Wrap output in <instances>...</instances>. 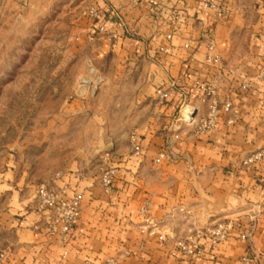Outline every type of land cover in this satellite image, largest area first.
<instances>
[{"label": "crops", "instance_id": "0c3cea01", "mask_svg": "<svg viewBox=\"0 0 264 264\" xmlns=\"http://www.w3.org/2000/svg\"><path fill=\"white\" fill-rule=\"evenodd\" d=\"M198 1L77 0L89 47L80 71L91 86L65 103L25 162L23 151L13 152L0 174V186L12 189L0 208L1 264H264V158L241 164L264 146V82L256 78L264 0H228L229 15L220 19ZM89 6L95 17L83 14ZM173 8L182 11L177 21L169 19ZM201 82L214 83L219 101L231 103L234 122H227L232 111H222L213 130L196 131L206 111ZM158 87L168 90L163 103ZM186 106L191 123L177 120ZM163 150L170 156L156 162ZM105 153L117 167L109 191L98 180ZM43 181L81 194L80 218L65 243L34 210ZM144 203L146 215L139 213ZM225 223L228 236L214 242L210 230ZM239 226L244 241L236 239ZM197 232L203 253L184 254L178 243Z\"/></svg>", "mask_w": 264, "mask_h": 264}, {"label": "rangeland", "instance_id": "374dc122", "mask_svg": "<svg viewBox=\"0 0 264 264\" xmlns=\"http://www.w3.org/2000/svg\"><path fill=\"white\" fill-rule=\"evenodd\" d=\"M80 10L77 0H0V174L13 152L23 151L18 157L25 162L27 150L76 98L82 78L89 80L85 91L91 86L80 71L89 51ZM11 192L0 186V208Z\"/></svg>", "mask_w": 264, "mask_h": 264}, {"label": "built area", "instance_id": "2783aa9c", "mask_svg": "<svg viewBox=\"0 0 264 264\" xmlns=\"http://www.w3.org/2000/svg\"><path fill=\"white\" fill-rule=\"evenodd\" d=\"M152 4H155L152 1ZM200 10H211L213 11L216 18H224L229 15L228 10V0H200L197 4ZM182 11L177 8L171 9L169 13L170 21H177L181 17ZM87 17H95L97 15V9L94 6L86 7L83 11ZM103 30V26L99 27ZM110 38L114 39L115 35L111 34ZM171 34L166 35V39L170 40ZM191 41L183 44V47H189ZM208 50L213 49L212 39H207ZM168 46H162L159 48L160 51L167 53L169 51ZM256 78L259 81L264 82V44L262 46V54L260 62L257 65ZM89 80L87 78H82L80 87H78V92L82 93L85 84H88ZM175 80L170 79L168 82L169 87L175 85ZM197 88L199 90L198 100L206 106L205 113L198 118L195 123V128L198 133H205L213 130L216 127L217 119L222 111L233 112V116L227 121L232 123L237 118V111L232 107L229 101L220 102L218 99L217 89L214 83H197ZM157 102L163 103L168 96V90L162 87L156 89ZM193 111L191 106L183 107L179 113L177 120L184 123L193 122ZM131 145L134 153H139L140 145L138 140L132 136ZM170 153L165 150L160 151L155 161L158 162L160 159L169 157ZM264 158V146L256 149L252 153L246 155L242 160V165H250L260 159ZM110 154L105 153L103 156V165L99 175V184L103 190L109 191L115 180L117 174V167L109 163ZM34 210L41 214L49 226V231L57 235L61 243H65L68 240L70 233L75 228L81 211V194L77 191L71 193V195H66L65 188H55L47 182H40L35 187L34 193ZM139 213L146 215L149 213L148 204L144 203L140 209ZM232 226L230 223L219 224L215 228L210 230V234L214 242H219L224 239L229 234ZM200 232L188 238L186 241L179 242L178 245L180 250L189 256H200L203 253V249L199 244ZM248 237L246 230L242 229L240 226L238 228V233L236 239L238 241H244ZM3 255L0 254V264L2 263ZM242 262H247L249 260L248 256L242 257ZM105 264H114L112 259H108Z\"/></svg>", "mask_w": 264, "mask_h": 264}]
</instances>
